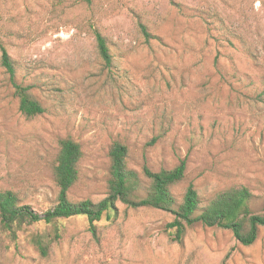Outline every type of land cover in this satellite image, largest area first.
I'll list each match as a JSON object with an SVG mask.
<instances>
[{
	"label": "rangeland",
	"instance_id": "374dc122",
	"mask_svg": "<svg viewBox=\"0 0 264 264\" xmlns=\"http://www.w3.org/2000/svg\"><path fill=\"white\" fill-rule=\"evenodd\" d=\"M142 25L151 33L147 38ZM96 32L112 63L98 49ZM0 190L43 214L57 204L52 167L65 138L81 145L72 201L108 194L110 150L128 146L143 174L186 163L173 187L202 204L245 185L264 205V0H0ZM17 85L44 108L28 118ZM172 211L116 210L90 229L86 216L0 224V264H264V227L250 245L229 229L196 223L176 239ZM60 238L43 257L33 238Z\"/></svg>",
	"mask_w": 264,
	"mask_h": 264
},
{
	"label": "trees",
	"instance_id": "16d2710c",
	"mask_svg": "<svg viewBox=\"0 0 264 264\" xmlns=\"http://www.w3.org/2000/svg\"><path fill=\"white\" fill-rule=\"evenodd\" d=\"M91 3L92 0H83ZM147 38L152 35L142 25ZM98 49L107 64L112 63V55L106 39L96 32ZM1 63L3 67L15 76V66L6 47L0 41ZM20 96V110L28 118L44 112L43 106L32 97L29 87L17 85ZM128 146L115 142L110 150V177L107 196L94 202L90 199L72 201L69 198L70 189L80 177L79 165L83 157L81 145L73 139L60 141L59 152L52 167L55 184L58 188L57 204L43 214L35 211L30 205L22 204L18 194L10 189L0 190V224L3 230L17 233L25 224L40 221L54 222L61 218L86 216L90 229L96 232V223L104 214L109 215L116 210L117 202L131 207H150L172 211L175 219L170 223L176 230V239L184 236L186 228L196 223L208 227L229 229L235 238L244 245L256 241L259 230L264 227V205L262 212L252 209L253 191L245 185H232L217 191L205 205L202 204L198 190L190 185L183 199L178 203L173 187L185 177L186 163L182 161L172 169L153 171L146 165L141 175L128 163ZM60 238L59 229L51 237L36 235L33 243L43 257L50 253L51 244Z\"/></svg>",
	"mask_w": 264,
	"mask_h": 264
}]
</instances>
